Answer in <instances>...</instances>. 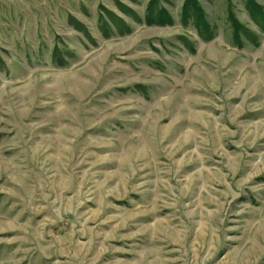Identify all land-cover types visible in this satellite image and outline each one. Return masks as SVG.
<instances>
[{
    "label": "rangeland",
    "instance_id": "374dc122",
    "mask_svg": "<svg viewBox=\"0 0 264 264\" xmlns=\"http://www.w3.org/2000/svg\"><path fill=\"white\" fill-rule=\"evenodd\" d=\"M151 1L0 0V264H264V0Z\"/></svg>",
    "mask_w": 264,
    "mask_h": 264
},
{
    "label": "trees",
    "instance_id": "16d2710c",
    "mask_svg": "<svg viewBox=\"0 0 264 264\" xmlns=\"http://www.w3.org/2000/svg\"><path fill=\"white\" fill-rule=\"evenodd\" d=\"M147 9L148 10L144 18L145 24L168 25L172 23V17L167 13L165 8L158 5V2L156 3L154 0H152L147 6ZM246 9L256 26L264 33V9L261 6L256 5L252 1H247ZM180 16L181 22L183 24H187L188 22H190L201 38L210 39L212 37V29L210 27V24L201 12L200 5L196 0H186L182 6V12ZM232 16L233 15L231 14V21L234 27V38L236 44L238 46L242 45L240 36L238 35L239 33H242V35H244L248 41L255 42L254 40H252L253 38H251L253 37L252 33L247 32L244 26H242L236 19H233ZM55 55L56 54H54V56Z\"/></svg>",
    "mask_w": 264,
    "mask_h": 264
}]
</instances>
